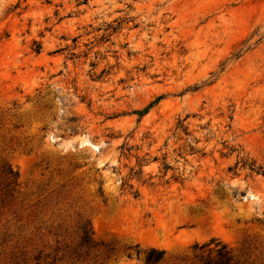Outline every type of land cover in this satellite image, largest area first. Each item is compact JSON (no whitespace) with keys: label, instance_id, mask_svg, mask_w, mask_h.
Here are the masks:
<instances>
[{"label":"rangeland","instance_id":"1","mask_svg":"<svg viewBox=\"0 0 264 264\" xmlns=\"http://www.w3.org/2000/svg\"><path fill=\"white\" fill-rule=\"evenodd\" d=\"M261 173L264 0H0V264H264Z\"/></svg>","mask_w":264,"mask_h":264},{"label":"trees","instance_id":"2","mask_svg":"<svg viewBox=\"0 0 264 264\" xmlns=\"http://www.w3.org/2000/svg\"><path fill=\"white\" fill-rule=\"evenodd\" d=\"M152 105L153 103L148 105V107L138 113V115L142 116L147 113ZM250 171L258 174V171H253V169H250ZM2 174L6 178L5 188L10 187L11 185L15 186L17 182L16 172H13L10 168H7L2 172ZM261 174L262 176H264V173ZM127 188L129 190H132L131 185H127ZM131 194L133 198L138 197V193L136 191ZM62 246L59 245L55 248V254H60L61 257L67 258L70 261H79L89 256L90 251L94 250V248L96 247V244L92 240V231L90 225L86 223L78 227L76 245L73 249L70 250L68 246L65 245V243H63ZM65 249H67V251H64ZM60 252L66 253L64 255ZM165 262L166 258L165 252L163 250L150 248L144 252L143 264H164ZM185 264H244V262H241L240 259L235 255V253L225 244L218 240L212 239L209 242L203 244L193 245V247L191 248L190 258L186 261Z\"/></svg>","mask_w":264,"mask_h":264}]
</instances>
